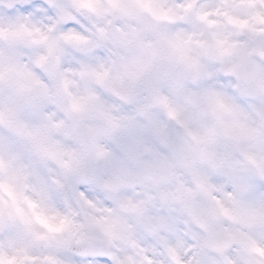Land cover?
<instances>
[{
    "label": "clouds",
    "instance_id": "9594fccd",
    "mask_svg": "<svg viewBox=\"0 0 264 264\" xmlns=\"http://www.w3.org/2000/svg\"><path fill=\"white\" fill-rule=\"evenodd\" d=\"M0 264H264V0H0Z\"/></svg>",
    "mask_w": 264,
    "mask_h": 264
}]
</instances>
